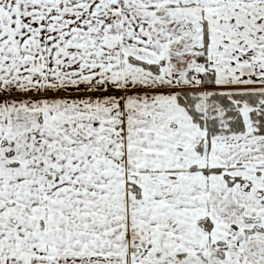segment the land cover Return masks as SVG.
I'll use <instances>...</instances> for the list:
<instances>
[{"label":"snow or ice","instance_id":"6c2138e0","mask_svg":"<svg viewBox=\"0 0 264 264\" xmlns=\"http://www.w3.org/2000/svg\"><path fill=\"white\" fill-rule=\"evenodd\" d=\"M0 264H264V0H0Z\"/></svg>","mask_w":264,"mask_h":264}]
</instances>
